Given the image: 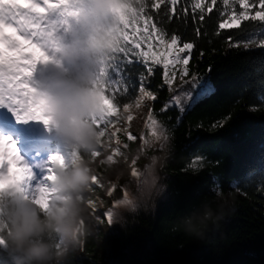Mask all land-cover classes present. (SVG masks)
Masks as SVG:
<instances>
[{
  "label": "trees",
  "instance_id": "obj_1",
  "mask_svg": "<svg viewBox=\"0 0 264 264\" xmlns=\"http://www.w3.org/2000/svg\"><path fill=\"white\" fill-rule=\"evenodd\" d=\"M111 3L117 8L132 0ZM218 20L206 17L202 28L207 35L199 39L191 14L187 27L175 19L168 25L169 31L177 28L185 39L196 41L188 67L200 75L177 90L175 99L166 85L157 87L162 85L161 67L154 66L156 75L145 84L147 65L139 57L130 61L122 56L124 27L120 19L113 25L117 47L95 61L96 93L120 110L142 85L156 92L149 116L162 129L156 147L164 144L166 160L162 173L130 178L124 198L110 208V229L96 237L80 232L85 255L78 258L70 250L63 264H99L100 252L106 264H264V48L255 45L264 40V26L245 22L241 29L218 30ZM229 36L254 45L237 49ZM79 43L85 51L90 41L80 36ZM58 136L54 133L56 140ZM133 147L130 141L128 149ZM77 155L89 159L82 149ZM103 170L104 165L98 167ZM12 192L0 190V264H26L8 242ZM224 192L232 195L222 228L200 239L176 227L202 209L205 197ZM51 242L58 247L59 237Z\"/></svg>",
  "mask_w": 264,
  "mask_h": 264
},
{
  "label": "rangeland",
  "instance_id": "obj_2",
  "mask_svg": "<svg viewBox=\"0 0 264 264\" xmlns=\"http://www.w3.org/2000/svg\"><path fill=\"white\" fill-rule=\"evenodd\" d=\"M111 1L112 0H103V2L109 6V10L106 15L99 17L97 21L100 27L104 29L105 33L115 30L113 25H115V23L119 20L117 13L113 10L116 7L111 3ZM96 2L97 0H56L54 4L53 0H44L45 4L53 3L54 6L48 10L51 18L44 17L43 20L40 19L41 24L38 25L39 29L51 30L52 34L50 33L46 40L48 39L47 41L50 40V43L56 44L58 51L54 53L51 49L46 48L44 51L52 59L59 58V65H62V68L59 72H57V74L60 76L61 81L63 80L62 82L68 84L69 86H73L81 80L86 79L88 90L98 96L99 113L90 117L88 123L92 124L97 131V145L107 144L106 147L108 148L107 153L109 156L115 157L121 162V165H117L109 159L103 160V156H100L97 159L96 167L91 173L88 188L81 195L84 212L79 220L80 230L77 233V238L70 249L78 258L85 255L83 242L79 238L80 232L87 230L89 234H92L95 237L97 236L96 234L98 231L106 233L110 229V221L112 220L110 208L112 205L124 198V185L127 184L131 177L140 176L146 173L149 174L152 172L157 173L158 171L162 173L163 165H153V157H164L163 163L166 160L164 144H160V147H156V144H158L160 139L163 138L162 129L156 121L151 119L149 116L153 101L146 102L140 98L138 102L140 117L133 120V128H130V126L127 127L126 125L127 123L129 124V121L123 113L125 106L120 110H114L105 101L103 96L96 93L97 88L95 87V81L97 80V72L95 66L90 69L84 60H80L78 62L67 61L69 66L65 67V59L63 55L65 48H72L74 51L83 52L82 45L79 43V37H88L90 42L96 38L94 35V29H90L87 33H85L79 24V20L84 11H93ZM33 13L34 11L31 15H33ZM177 77H179V75H177ZM178 84L179 80H177V85ZM180 88L172 92L169 91L171 98L175 99V94ZM138 94H140V91H138L137 95ZM132 102H134V100ZM176 105V101L171 103V106ZM46 114L42 120L35 121V126L31 132L33 139L28 141L29 147L26 143H24L22 145H26V147H19V149L28 150L31 144L37 140L35 139L37 137L41 138L42 142H39V140L34 143L40 146H43L48 143V141H51V146L46 145V147H42L43 149L38 147V149L41 148L42 150H31L37 153L34 157L39 158L38 160L41 163L40 167H44V163L48 164L49 162H52L54 158H57L58 155L62 154L69 156V160L73 161L72 167L68 168V166H60L55 171L50 172L47 165L44 167L46 171L42 177V174L39 176V173L37 174L33 172L32 167L26 164L29 157L24 156L25 154H21V156L18 153L19 149L14 148L16 152L4 161V166L9 170V174L13 177V181L11 182L7 180V173L3 170V172L1 171L3 175L0 176V190H12V196L15 201L26 200L33 204L38 203L36 204L38 212L45 213H47L44 206L45 204H40L38 200L39 191L45 186V184H42V178L51 177V179L55 180L61 171L72 170L82 161L77 155L78 150L81 149L77 144L69 140H56L54 133H59L58 126L55 123H46L45 121L48 120ZM40 123L41 126L39 127L38 125ZM120 124L123 126L121 127ZM117 128L118 131L116 130ZM98 137L101 139L99 140ZM130 141L134 143L132 150L128 149V143ZM18 146H20V144ZM62 146H68L69 148H62ZM57 148L61 149L62 153H55ZM82 151H84L89 157L86 161L90 162V159L92 158V149L88 151L82 149ZM28 162L31 163L30 161ZM102 165H104V170L100 172L98 171V167ZM108 183L111 184L109 189L110 191L104 190V187L107 186ZM47 188L50 187L48 186ZM108 193H110L111 197L108 196ZM101 217L103 220L100 219ZM64 244V240L59 238L58 247L63 246ZM100 257L101 262H99V264H104L105 262L102 261L101 252Z\"/></svg>",
  "mask_w": 264,
  "mask_h": 264
},
{
  "label": "clouds",
  "instance_id": "obj_3",
  "mask_svg": "<svg viewBox=\"0 0 264 264\" xmlns=\"http://www.w3.org/2000/svg\"><path fill=\"white\" fill-rule=\"evenodd\" d=\"M108 10L109 6L103 0H97L93 11H84L79 24L85 33L94 29L96 38L83 52L65 48L66 61L84 60L91 69L97 58L115 51L117 36L114 30L105 33L97 22ZM43 87L47 122L55 123L59 134L81 149L88 151L95 148L98 143L97 131L88 120L99 113V99L88 90L87 80L69 86L53 72ZM163 160L164 157H153L152 164L162 166ZM91 171L88 161H81L72 170L61 171L55 178L51 192L45 190L48 197L44 205L47 215H40L37 205L26 200H16L9 205L11 232L8 242L26 264H63L80 230L79 220L84 212L81 195L88 188ZM231 195L224 192L205 197L202 209L194 216L184 218L176 227L189 235L205 238L208 232L223 227ZM53 237L62 238L65 244L57 247L51 242Z\"/></svg>",
  "mask_w": 264,
  "mask_h": 264
},
{
  "label": "snow or ice",
  "instance_id": "obj_4",
  "mask_svg": "<svg viewBox=\"0 0 264 264\" xmlns=\"http://www.w3.org/2000/svg\"><path fill=\"white\" fill-rule=\"evenodd\" d=\"M216 5L217 0H132L131 4L120 3L113 10L124 27L127 46L122 56L128 57L130 61L136 57L144 61L148 66V78L145 84L150 83L149 78L156 75L154 66L161 67L162 85L157 87L166 85L170 92L197 79L200 75L190 73L188 67L196 41L185 39L177 28L169 31L168 25L173 19L183 21L184 26L187 27L188 17L191 14L193 31L197 39L201 35H207L202 28L206 17L219 18L218 30L241 29L245 22H258L260 26H264V0H220L221 6L216 7ZM214 11L215 17L212 16ZM218 30L217 35H219ZM227 40L237 49L248 50L254 45L241 44L233 36L227 37ZM255 45L264 48V40ZM201 55H203L202 50ZM50 59L42 45L27 38L14 35L6 42L3 64L0 65V104L8 100L10 111L25 114L30 109L46 110V100L32 89L28 80L38 63H46ZM177 66H180L179 77H177ZM177 80H179L178 85ZM139 91V98L146 102H154L158 99L156 92L144 85ZM152 108L151 111L154 113ZM160 111H166V108ZM17 118L29 117L18 115ZM45 122L47 123V120Z\"/></svg>",
  "mask_w": 264,
  "mask_h": 264
},
{
  "label": "bare ground",
  "instance_id": "obj_5",
  "mask_svg": "<svg viewBox=\"0 0 264 264\" xmlns=\"http://www.w3.org/2000/svg\"><path fill=\"white\" fill-rule=\"evenodd\" d=\"M53 1L55 4L56 0H53ZM54 4L53 3L45 4L44 0H8L7 2L0 3V65L3 64V60H4L5 43L8 42L14 35H18L20 37L27 38L31 41H34L35 43L42 45L43 49L45 48L51 49L54 53L58 51L57 50L58 48H56V44L50 43V40L47 41L48 39L46 40V38H48V35L51 33V30L49 29L42 30L38 28V25L41 24L40 19L43 20L44 17L51 18V15L48 12V10H50L54 6ZM33 11L34 13L33 15H31ZM64 64H65V67L69 66V63L66 60H64ZM61 66L59 65V58H56V59L51 58L48 62L38 63L35 66V70L32 72L31 77L28 80V83L31 85L33 90H35L36 92L40 94L42 99L45 100V95H44L45 88L43 87V85L48 80V78L52 75L53 72H55L57 78L61 81L60 76L57 74V72L61 70L62 68ZM139 95L140 94L136 96V98L134 99V102L129 103L124 107L125 110L123 109L124 110L123 113L124 115H126V119L129 121V124L127 123L126 126L127 127L130 126V128H133L134 126L133 120H136L137 117H140V111L138 108V102L140 100ZM9 103L10 102L8 100H4L3 104H1L0 106L3 110L8 111ZM16 113L17 114H15V112L10 111V116H14L15 114L16 116L15 120H18L19 122H21L24 128L28 130L34 126L35 121H39L43 119L44 115L46 114V110L36 111L35 109H30L27 114L23 112H16ZM18 115H27L29 118L18 119L17 118ZM36 117H42V118H36ZM122 124H120L121 127L123 126ZM116 130L118 131V128ZM0 131H2V129H0ZM19 132L21 131H14V133H10V134H13L12 140L11 139L4 140L0 137V176H2L3 175L2 172L5 171V173H7V180L11 182L13 181V177L9 174V170L6 169V167L4 166V161L5 159L7 160V158H10L13 155V153L16 152L15 150L13 151V149L15 148V146H17V144L21 145V144L26 143L29 147L28 141L31 139L29 136L23 137L22 132L21 133ZM100 139L101 138H99V140ZM38 141L39 140H36L34 142H38ZM34 142L31 144L28 150L26 149L21 150L22 152L21 154L22 155L27 154V151L29 152L31 150H40L42 147L43 148L46 147V145L51 146V144L49 145V143H46L44 145L42 144L43 146H40V145L35 144ZM39 142H42V141L40 140ZM106 145L107 144L105 145L96 144L95 148L92 149V153H91L92 158L90 159V162H89L92 171H94L96 164H97V159L100 156H103V160L109 159L111 162L117 165H121V162L118 159H116L115 157L109 156V154L107 153L108 148L106 147ZM38 147H41V148L38 149ZM62 148H69V147L62 146ZM55 153H62L61 149L57 148ZM29 161L33 164H37L36 160L29 159ZM72 164H73V161L69 160V156L62 154V155H58L57 158H54L52 162H49L48 164L44 163V167L48 165L50 172H52L58 169L60 166H68V168L69 167L71 168ZM44 167H42V177L44 176L45 174L44 172L46 171ZM42 179H43L42 184H45V186L40 189L38 200L40 204H45L46 200L48 199L47 194L45 193V190H47L48 192H51V190L54 188L55 180L51 179V177H44ZM110 185L111 184L108 183V185L104 187L105 188L104 190L110 191L109 190ZM48 186L50 188H47ZM108 196L111 197L110 193H108ZM35 204H38V203H35Z\"/></svg>",
  "mask_w": 264,
  "mask_h": 264
}]
</instances>
